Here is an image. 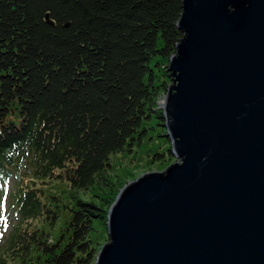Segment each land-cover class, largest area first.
Returning <instances> with one entry per match:
<instances>
[{"label": "trees", "instance_id": "trees-1", "mask_svg": "<svg viewBox=\"0 0 264 264\" xmlns=\"http://www.w3.org/2000/svg\"><path fill=\"white\" fill-rule=\"evenodd\" d=\"M181 14L182 0H0V185L19 182L0 260L95 264L91 234L122 189L112 158L141 147L155 119L165 125L159 103ZM56 181L101 195L74 198L62 238L50 241L41 224L53 226L60 208L44 189Z\"/></svg>", "mask_w": 264, "mask_h": 264}, {"label": "water", "instance_id": "water-1", "mask_svg": "<svg viewBox=\"0 0 264 264\" xmlns=\"http://www.w3.org/2000/svg\"><path fill=\"white\" fill-rule=\"evenodd\" d=\"M177 27V162L123 185L95 264H264V0H182Z\"/></svg>", "mask_w": 264, "mask_h": 264}, {"label": "rangeland", "instance_id": "rangeland-1", "mask_svg": "<svg viewBox=\"0 0 264 264\" xmlns=\"http://www.w3.org/2000/svg\"><path fill=\"white\" fill-rule=\"evenodd\" d=\"M146 128L148 136L142 142L141 147L134 148L131 153L113 157L111 160L113 180L118 183L120 188L125 184L136 181L146 173L163 172L177 162L173 156L167 155L171 150V141L166 136V128L156 119ZM18 183L17 176H12L5 184L0 185V248L5 247L13 228L18 222L16 208L13 206L15 204L13 193ZM50 184L44 189L46 196L47 198L54 197L55 199H52L54 207L60 209L56 210L58 218L53 226L49 223H42L41 226L42 230L49 234V240L52 241L62 238L72 215L74 198L79 197L91 202L93 200L97 201L96 196L101 195V190L93 189L88 193H76L64 181L51 182ZM91 238L95 245L101 249L103 245L109 242L107 226L97 223ZM0 261L4 264L44 263V260L36 253L25 258H19L18 256L1 258Z\"/></svg>", "mask_w": 264, "mask_h": 264}]
</instances>
